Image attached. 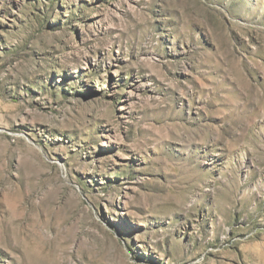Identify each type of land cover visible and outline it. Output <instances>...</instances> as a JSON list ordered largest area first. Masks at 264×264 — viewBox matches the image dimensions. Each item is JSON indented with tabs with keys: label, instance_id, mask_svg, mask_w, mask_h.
Masks as SVG:
<instances>
[{
	"label": "rangeland",
	"instance_id": "374dc122",
	"mask_svg": "<svg viewBox=\"0 0 264 264\" xmlns=\"http://www.w3.org/2000/svg\"><path fill=\"white\" fill-rule=\"evenodd\" d=\"M0 264H264V0H0Z\"/></svg>",
	"mask_w": 264,
	"mask_h": 264
}]
</instances>
